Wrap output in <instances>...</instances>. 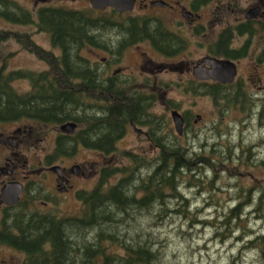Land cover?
I'll return each mask as SVG.
<instances>
[{
    "label": "rangeland",
    "instance_id": "1",
    "mask_svg": "<svg viewBox=\"0 0 264 264\" xmlns=\"http://www.w3.org/2000/svg\"><path fill=\"white\" fill-rule=\"evenodd\" d=\"M15 1L29 10L32 18H35L33 12L40 7L78 8L82 4L79 0L71 3L62 0ZM119 18L121 17H117ZM0 32L11 33L0 41V71L3 74L17 70L38 74L47 68L51 69L52 63L48 56L36 49L37 46L49 56L59 55V51L51 45L49 33L39 30L35 22L22 23L0 16ZM23 34L28 36L23 38L20 36ZM110 36L109 32L105 34V38ZM203 47V44L189 39L187 50L174 56L160 55L143 42L124 49L120 66L125 73L118 76V81L126 87L125 95L138 92L155 95L152 97L151 106H145L146 112L152 118L151 122L135 124L141 128L139 133L128 124L121 137L116 139L115 149L109 152L83 144L65 152L61 165L75 163L81 164L82 168L79 167L78 173H71L69 183L72 188L69 192L62 193L60 198L47 205H42L41 199L44 198L38 199L36 211L53 213L59 217L79 215L83 204L77 198V191L92 189L98 183L103 170L109 172L105 182L107 188L127 175V171L123 172L122 168L133 165L132 157L128 153L138 154V161L141 162L144 157L154 161L153 158L160 148L145 134V131H153L168 144L175 142L183 147L190 158L197 155L208 158L209 164L194 160L192 169H185L178 174L177 190L181 197L168 193V199L162 205L155 203L150 212L132 208L126 209L125 213L128 214L116 212V222L111 229L118 231L119 237L123 235L121 238L128 241L135 239L136 233H151L157 238L154 247L160 251L159 259L153 264H264L258 248L248 242L264 234V204L259 206L264 203V198L260 201L259 197L264 192V122L261 126L258 125L257 112L261 105L254 102L255 98L262 97L264 91H256L254 85L258 83V78L254 76L253 69H247L251 60L240 62L239 75L250 85L245 89L244 102H236L235 105L228 101L230 97H226L216 105L213 98L198 85L193 84L191 89L187 88L189 84L184 81L192 75L184 70L180 71L179 64L184 59L185 63L196 61L205 53ZM144 50L148 53V70L140 78L138 70L144 67ZM83 53L92 66L97 64L98 68H105L100 60L107 53L93 48H85ZM131 73L138 75V78L134 77L135 80L128 84L126 80ZM144 81L155 87L145 92L130 91V87L136 84L142 86ZM10 86L16 93L24 94L33 89V81L29 78H15ZM228 92L234 95V90L230 89ZM84 99L85 103H102L98 98L85 96ZM169 109L181 113L190 111L191 130L177 134L174 129H170L169 126L173 124ZM261 115L264 118V113ZM59 126L49 125L51 133L47 134V138H37L32 148L37 159L43 154L44 148L51 149L54 134L60 132ZM78 128L80 124L76 127ZM26 145L29 146L30 143ZM152 166H138L137 175L145 177ZM235 206H239V216L228 218L230 209ZM108 208L112 210L110 205ZM87 233L85 231L84 235ZM89 237L93 238V235ZM84 240L90 239L85 236ZM4 250L6 254L19 260L24 259V254L20 251L7 248ZM113 250L122 252L119 246L113 247Z\"/></svg>",
    "mask_w": 264,
    "mask_h": 264
},
{
    "label": "trees",
    "instance_id": "2",
    "mask_svg": "<svg viewBox=\"0 0 264 264\" xmlns=\"http://www.w3.org/2000/svg\"><path fill=\"white\" fill-rule=\"evenodd\" d=\"M74 13L60 7H41L37 16L32 18L29 10L13 0H0V16L22 23L35 22L39 30L49 33L52 46L63 49L62 55L49 56L40 46L36 47L48 56L52 63L51 69H65L62 73L52 72L51 82L45 72L36 74L17 70L3 74L0 71V116L14 117L18 114L16 109L19 108L21 114L32 111L36 117L54 124L72 120L84 125L81 126L83 130L78 128L71 136L72 139L63 140L58 137V145L54 148L53 155L70 152L76 148L77 141L103 152L114 150L116 139L120 137L125 124L128 121L139 124V114L143 106L140 97L125 95L122 88H116L111 77L102 78L89 60L79 59L78 49L84 42L94 45L95 34L93 23L84 21ZM127 31L133 36V41L144 36V29L138 26H130ZM10 34L0 32V41ZM20 36L26 38L28 35ZM162 43L165 46L170 45L168 39H164ZM101 44L104 43L101 41ZM15 78H29L33 81L32 91L18 95L10 86ZM199 87L213 98L216 105L226 98L223 90ZM81 91L86 97L100 99V107H95L94 110L92 105L83 102L84 111L80 112L78 101L80 102ZM232 93L234 95L228 101L244 102L246 93L242 88ZM138 94L142 95L139 92ZM153 95H144V123L152 120L145 106H151L152 97L155 96ZM19 101L22 103L17 105ZM87 106H91L92 111ZM151 132L150 139L160 148L153 158L154 161L144 157L141 162L138 161V154L128 153L132 157L133 165L122 168L123 172L127 171V175L107 188L105 182L109 172L103 170L98 183L92 189L78 192V198L83 204L79 215L57 218L53 213L35 211L37 216L30 220L12 222L15 223V230L5 232L3 236L8 244L25 253V264H153L159 259L160 251L154 247L157 238L145 232L136 233L135 239L123 240V235L119 237L118 231L111 229L116 222L114 214H128L125 212L130 208L150 212L155 203L162 205L168 199V193L181 197L177 190L178 174L185 169H192L194 160L209 164V159L202 158L201 155L190 158L183 147L175 142L168 144L161 136ZM140 165L153 166L150 173L141 177L136 172ZM138 192L140 195H137ZM263 193L259 196L260 201L264 198ZM263 204L259 206L262 207ZM183 205L186 206V203ZM238 207L230 209L228 218L239 216ZM85 231H88L86 235ZM89 235H93V238ZM85 236L90 240H84ZM248 242L258 248L264 262V234ZM117 246L122 248V252L113 250Z\"/></svg>",
    "mask_w": 264,
    "mask_h": 264
},
{
    "label": "flooded vegetation",
    "instance_id": "3",
    "mask_svg": "<svg viewBox=\"0 0 264 264\" xmlns=\"http://www.w3.org/2000/svg\"><path fill=\"white\" fill-rule=\"evenodd\" d=\"M13 1L16 2L15 0ZM64 1L71 3L76 0H62V2ZM79 1L82 4L78 8L72 6V8L69 6L56 7L68 12H75L74 14L79 18L81 17L84 21L93 23L94 45L84 42L83 46L78 49L77 56L79 59L89 60L83 53L85 48H93L107 53L100 60L105 65V68L100 69L96 66L97 64L93 66H95L94 69L100 73L102 78L111 77L112 81L115 82L116 88H122L123 91L126 88L119 83L118 76L125 73V71L121 70L120 64L123 58L122 52L127 47L143 42L151 46L160 55L174 56L180 54L181 51L187 50V44L190 39L200 45L203 44L205 53L196 61L185 63L186 59H184V62L182 61L179 64L178 68L180 71L184 70V72L192 75L184 81L185 84H189L187 88L194 86L193 84L206 88L214 87L217 90H223L227 98L232 96L228 92L230 89L237 91V89L242 88L245 91L250 85L239 75L240 62L242 60H251L247 69H253L254 76L258 78V83L254 85L256 91H264V0H133L132 9L125 11H120L112 6L95 8L89 0ZM38 9L33 12L35 17ZM251 11L255 13L253 17H249ZM117 17L121 18L117 19ZM133 25L144 29V36L140 40L133 41V36L127 31V28ZM107 32L111 36L105 38ZM104 39L109 42L107 43ZM164 39L170 41L169 46H165L162 43ZM101 41L104 43L103 45ZM50 42L52 45L51 39ZM55 48L59 51V55L54 52L53 55H62L63 49L61 47ZM142 54H144V67H142L144 71L138 70L140 78L145 76V71L148 70L146 69L148 53L144 50ZM217 59L229 60L236 67V76L231 82L223 83L213 78L200 80L195 76V72L197 73L199 69H210V61ZM112 66H115L114 69H112ZM43 72L48 75V81L51 82L53 80L52 72L62 73L65 72V69L47 68L39 73ZM105 73L107 74L105 75ZM129 75L126 80L128 84L135 80L134 77L138 78L136 74L131 73ZM153 87L155 85H149L147 81H144L142 86L136 84L130 87V91L145 92ZM31 91L29 90V92ZM133 95L140 97L141 101H143L139 114L140 122L138 123L140 124L144 121V93L141 96L138 93ZM84 98V92L81 91V103L78 101L80 112L84 111L82 108L84 106L82 103H85ZM212 101L214 102V100ZM20 102L16 104L20 105ZM254 102L261 105V109L257 112L258 125L261 126L264 122V118L261 115L264 113V94H262L261 98H255ZM87 104L92 105L94 110L95 107H100L96 102ZM233 104L236 105V103ZM87 107L92 111L91 106ZM172 109H169V111L171 112ZM16 110L18 114L14 117L4 118L0 116V264H25V253L8 244L4 239V233L15 230V223L12 224L14 220L15 222L30 220L33 216H37L34 212L38 210L36 206L38 199L44 198L41 199L42 205H47L55 202L62 193L69 192L72 188V184L69 183L71 181L70 176L71 173L76 172L74 167L77 165L75 163H71L68 166L61 165L60 163L65 158V153L53 155L54 146L58 145V137L63 140L72 139L71 136L73 134H63L61 132L54 134L51 149L44 148L43 154L37 159L32 153L35 141H37L39 136L47 138V134L51 133L49 125L54 123L43 121L41 118L36 117L32 111L28 114H21L19 108ZM179 113L183 117L182 133L189 129L191 130L190 111L188 113L186 111ZM196 116L200 118V115L196 114ZM61 123H58V125ZM128 124L137 133L140 132L141 128L136 127L130 121L125 124L123 131ZM82 125H80V128L83 130ZM169 128L175 131L174 124L173 126L170 125ZM145 134L149 137L147 131H145ZM29 143L30 147L26 145ZM76 144L78 146L81 142L77 141ZM79 167L82 168V165L80 164ZM8 184H11L9 187L10 191L4 196L3 188ZM82 190L84 189L77 191V198L78 192ZM14 191L18 193V199L16 202L11 203L9 201L14 198ZM56 217L59 218L57 215ZM6 248L22 252L24 259L19 260L17 257L6 254L4 250Z\"/></svg>",
    "mask_w": 264,
    "mask_h": 264
},
{
    "label": "water",
    "instance_id": "4",
    "mask_svg": "<svg viewBox=\"0 0 264 264\" xmlns=\"http://www.w3.org/2000/svg\"><path fill=\"white\" fill-rule=\"evenodd\" d=\"M91 5L95 8H104L106 6H112L120 11L131 10L133 6V0H89ZM255 13L251 11L249 17H253ZM210 69H199L195 76L199 79L207 80L213 78L220 82L226 83L231 82L236 75V67L229 60H212L210 61ZM172 119L174 122L175 129L180 134L182 132L183 119L177 111H172ZM76 127V123L72 121L61 124L60 129L64 133H72ZM75 171L78 173L79 167L75 166ZM11 184L6 185L3 188V195L6 196L9 191ZM14 198L9 201L14 203L18 199V193L13 192Z\"/></svg>",
    "mask_w": 264,
    "mask_h": 264
}]
</instances>
